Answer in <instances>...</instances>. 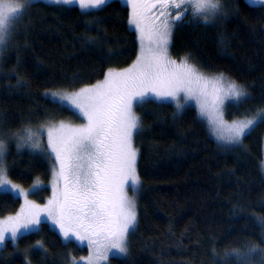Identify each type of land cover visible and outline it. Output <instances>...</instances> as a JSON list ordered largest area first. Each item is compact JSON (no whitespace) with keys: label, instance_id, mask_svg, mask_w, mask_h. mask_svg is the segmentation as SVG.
<instances>
[{"label":"trees","instance_id":"obj_1","mask_svg":"<svg viewBox=\"0 0 264 264\" xmlns=\"http://www.w3.org/2000/svg\"><path fill=\"white\" fill-rule=\"evenodd\" d=\"M220 3L221 14L211 23L185 12L173 28L171 52L245 86L242 105L227 115L256 114L264 110V6ZM129 18L120 0L90 12L43 0L26 6L0 57V139L7 142L8 176L16 184L48 183L51 159L19 148L13 136L79 118L48 94L79 91L103 80L108 69L132 64L139 41ZM136 112L137 223L127 255L111 256L108 264H264V122L241 143L221 144L193 105L178 109L151 99ZM49 193L44 185L31 195L43 202ZM20 206L19 197L0 194V217ZM87 251L42 222L16 241L8 239L0 264H70Z\"/></svg>","mask_w":264,"mask_h":264},{"label":"snow or ice","instance_id":"obj_2","mask_svg":"<svg viewBox=\"0 0 264 264\" xmlns=\"http://www.w3.org/2000/svg\"><path fill=\"white\" fill-rule=\"evenodd\" d=\"M50 2L57 5L75 3L83 12H90L104 7L109 0ZM249 2L264 5V0ZM31 3L32 0H0V46L6 43L14 25ZM127 3L131 6L129 25L139 33L137 60L120 71L108 69L102 81L77 92L48 94L54 101L77 111L86 123L73 127L61 121L46 129L55 171L53 197L44 209L30 204L28 193L8 179L3 163L6 147L0 139V194L23 195L26 202V207H22L16 216L0 221V246L8 233L14 242L22 234L21 230L31 231L40 223L39 216L43 211L46 218H52V223L59 226L65 241L74 239L81 244L87 241V246L92 249L87 264H100L112 249L127 255V237L137 223L136 203L127 195V189L136 190L140 185L136 167L138 149L133 138L139 134L141 123L133 111L134 104L140 106L153 98L171 99L180 109L184 106L181 99L194 100L201 117L209 118L214 134L234 144L241 143L246 134L264 122V110H258L251 118L245 116L227 123L224 103L245 99L244 88L224 74L205 75L189 64L187 58L177 63L169 56L173 28L182 21L184 13L190 11L207 22L222 11L220 0H127ZM158 5L162 19L151 14ZM225 129L227 136L223 134ZM15 136L18 147L26 143L32 148L40 147L37 133L30 128ZM260 166L264 168V162ZM13 190L16 191L13 193ZM260 226L264 228V221ZM255 251L250 250L249 259ZM72 264L77 262L73 259Z\"/></svg>","mask_w":264,"mask_h":264},{"label":"rangeland","instance_id":"obj_3","mask_svg":"<svg viewBox=\"0 0 264 264\" xmlns=\"http://www.w3.org/2000/svg\"><path fill=\"white\" fill-rule=\"evenodd\" d=\"M32 1H37V0H32ZM43 1H48V2H50V0H43ZM109 1H111V0H109ZM123 4H125V5H127L128 7H129V10H130V16H131V6L127 3V0H120ZM75 4V3H74ZM258 5H260V4H258ZM262 6H264V5H262ZM152 15H153V17L154 18H157V17H159V5L157 6V8H154L153 10H152V13H151ZM220 14H221V12L220 13H218L216 16H214V17H212V18H210L207 22H214V21H216L217 19H218V17L220 16ZM21 17H22V15H21ZM160 19H162V17H159ZM21 19V18H20ZM19 19V20H20ZM19 20L16 22V24L14 25V29H15V27H16V25L18 24V22H19ZM129 20H130V18H129ZM132 29H134L133 27H131ZM13 29V30H14ZM13 30H12V32H13ZM135 30V29H134ZM136 31V30H135ZM12 32H11V35H12ZM136 33H137V36H139V33L136 31ZM11 35L7 38V41H6V43L4 44V45H2V46H0V57H1V55L3 54V52L5 51V49L7 48V45L10 43V39H11ZM138 41H139V39H138ZM139 54H140V44H139V52H138V56H139ZM137 56V57H138ZM169 56L172 58V59H174V60H176L177 61V63H180L181 62V60L182 59H184V58H177V57H175V56H173L172 55V52H171V44H170V46H169ZM137 60V58L133 61V63L135 62ZM188 60V59H187ZM132 63V64H133ZM188 63L189 64H192V65H194L200 72H202V73H204L205 75H207V76H216V75H220V74H224V73H211V72H207L206 70H204V69H202L201 67H199L198 65H196V64H194L193 62H191L190 60H188ZM132 64H130L129 66H127V67H125V68H123V69H126V68H129ZM123 69H115V70H117V71H120V70H123ZM224 76L225 77H227V78H229L228 76H226L225 74H224ZM229 79H231V78H229ZM232 80V79H231ZM100 81H102V80H100ZM234 81V80H233ZM99 82V81H98ZM97 83V82H96ZM239 84V83H238ZM93 85V84H92ZM240 86H242L243 88H244V90L246 91V93L248 94V91H247V89L245 88V86L244 85H242V84H239ZM91 86V85H90ZM89 87V86H88ZM75 92H77V91H75ZM51 93H58V94H61V95H63V94H71L72 92H62V91H53V92H51ZM181 97H183V93H181ZM153 99H155V98H153ZM157 100H159V99H157ZM244 100V99H243ZM242 100V101H243ZM58 101V100H57ZM162 101H169V102H172L173 104H175L176 105V101H174V100H171V99H167V100H162ZM242 101H240V102H235V101H231V100H226L225 101V103H224V108H223V113H224V120L227 122V123H229V124H231L234 120H238V119H242V118H244L245 116H247V117H249V118H251L252 116H255L256 114H244V113H242V115H227L228 114V110L232 107V109L234 110V108L238 105V107L240 106V105H242ZM180 103L181 104H183L184 106H183V108L184 107H186V106H188V105H193L194 107H196L197 108V110H198V112H199V106L196 104V102L194 101V100H189V101H185L184 99H181L180 100ZM183 108H180V109H183ZM73 110V109H72ZM75 113H76V115L79 117L78 119H74V118H71V117H67V118H63V119H60L59 121H52V122H50V123H47V124H45V125H41V126H38V127H36L35 129L33 128V127H31L30 129H32V131L33 132H36L37 133V137H36V139H38L39 140V144H40V147L39 148H32L31 146H30V143H26L23 147H19V148H21V149H23V148H27V149H30L31 151H33V152H36V153H40V154H45V155H47L48 157H49V159H51V175H50V180H49V182L48 183H44V182H42V181H40V180H38V181H35V183L30 187V188H24V187H21L20 185H18V184H16L9 176H8V171H7V176H8V179L9 180H11V182H12V184H14V185H17L18 186V188L20 189V190H22L23 192H25V193H28V195H27V201L30 203V204H35V205H39L40 206V209H44V206L45 205H47V203H48V201L50 200V199H52V197H53V187H52V182H53V178H54V167H53V165H54V163H55V161L51 158V156H50V150H49V148H48V140H47V135H46V129H47V127L48 126H50V125H58L59 124V122H61V121H63V122H65V123H67V124H70L71 126H73V127H75V126H79V125H82V124H84V123H86V120L77 112V111H75V110H73ZM133 111L135 112V114L137 115V112H136V105L134 104V106H133ZM203 119L207 122V125L209 126V129H210V132H211V134H212V136L215 138V140L217 141V142H219V143H221V144H234V143H230L227 139H219L218 137H217V135L216 134H214V132L212 131V126L209 124V118L208 117H203ZM43 129V131H41ZM225 136H227V130L225 129L224 130V133H223ZM13 138H15L17 141H18V139L16 138V136H13ZM5 142V147L7 146V142L6 141H4ZM5 154H6V152H5ZM263 162H264V142H263ZM3 163H4V166H5V168H6V170H7V165H6V160H5V155H4V159H3ZM136 167H137V164H136ZM262 170H263V172H264V168H262ZM36 184H38L39 185V187H37V188H34L33 186L34 185H36ZM44 185H47L48 187H49V190H50V193H49V196L43 201V202H39V201H37V200H35L33 197H32V195H31V193L32 192H35V191H38L39 190V188H42ZM60 187L62 188V184L60 185ZM137 190V189H136ZM136 190H133V189H131V187H129L128 189H127V195L129 196V198H131V199H134L135 200V193H136ZM16 190H13V193L15 192ZM20 199H21V206H20V208H19V210L14 214V215H10V216H16L19 212H20V210H21V208L22 207H26V202H25V197L23 196V195H20V196H18ZM135 203H136V200H135ZM137 211V210H136ZM7 217H9V216H7ZM7 217H0V221H6L7 220ZM39 218H40V223L38 224V225H36L31 231H33V230H35V229H37L38 227H39V225L42 223V222H48L60 235H61V237H62V234L60 233V231H59V226L58 225H54L53 223H52V218H46L45 217V213L43 212V211H41L40 212V216H39ZM132 230H130V232H131ZM21 232H22V234H24V233H27V232H23V230H21ZM28 232H30V231H28ZM130 232H129V234H130ZM20 235H18V237H19ZM129 236V235H128ZM18 237H17V239H18ZM8 239H11V237H10V233H8V234H6V239H5V242H4V244H3V246H0V249H2L3 247H4V245L6 244V241L8 240ZM16 239V240H17ZM15 240V241H16ZM72 241H75L74 239L72 240ZM127 241H128V237H127ZM77 244H79V245H81V246H85V247H87V249H88V251H87V253L85 254V255H83V256H81V257H78V258H73L76 262H77V264H87V258L92 254V249L91 248H89L88 246H87V241H85V242H83V244H81V243H79V242H77V241H75ZM113 253H117V255H115V256H124V254H120V253H118V250H116V249H112V250H110L108 253H107V259H105V260H102L101 262H100V264H108L109 263V259H110V257L111 256H114L113 255ZM72 259V260H73ZM72 260H71V263L70 264H72Z\"/></svg>","mask_w":264,"mask_h":264}]
</instances>
